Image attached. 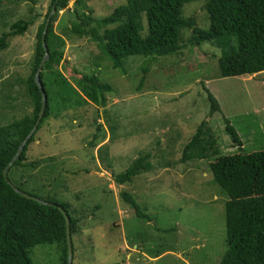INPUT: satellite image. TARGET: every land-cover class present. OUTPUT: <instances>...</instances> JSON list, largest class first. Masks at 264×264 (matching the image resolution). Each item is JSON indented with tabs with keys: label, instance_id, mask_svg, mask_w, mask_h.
I'll use <instances>...</instances> for the list:
<instances>
[{
	"label": "rangeland",
	"instance_id": "374dc122",
	"mask_svg": "<svg viewBox=\"0 0 264 264\" xmlns=\"http://www.w3.org/2000/svg\"><path fill=\"white\" fill-rule=\"evenodd\" d=\"M85 2L90 14L101 18L125 0ZM49 3L35 0V22L0 50V126L32 112L24 81ZM202 3L186 2L182 15H194L197 25L208 29ZM30 6L23 0H0V34L28 17ZM73 6L70 0L52 14L54 32L64 42V57L56 66L60 75L54 77H63L58 82L67 97L53 103L28 145L24 165L11 168L9 178L31 193L68 202L79 218L72 264H216L225 246L227 195L209 163L219 154L264 150V71L220 76V48L189 44L191 31L183 29L178 54L151 61L150 56L129 55L122 73L108 59L98 58L100 49L91 38L70 32V24L78 21ZM92 73L110 84L105 106L92 104L76 88L79 78ZM204 84L219 111L210 113ZM225 119L239 135L242 150L226 133ZM202 120L216 144H207L209 157L182 161L184 146ZM141 156L148 157V171L117 184L115 174ZM122 194L138 203L142 216ZM33 251L36 263L59 264L55 244L37 245Z\"/></svg>",
	"mask_w": 264,
	"mask_h": 264
},
{
	"label": "trees",
	"instance_id": "16d2710c",
	"mask_svg": "<svg viewBox=\"0 0 264 264\" xmlns=\"http://www.w3.org/2000/svg\"><path fill=\"white\" fill-rule=\"evenodd\" d=\"M23 1L31 2L30 15L17 19L10 24L8 31L1 32L0 50L9 46L11 36L24 34L39 16L32 13L35 0ZM69 1L50 0L48 12L38 25L30 72L24 81L33 104L32 112L0 126V264H38L32 258L33 249L45 244H55L59 251V264H67L66 225L59 206L69 216L74 254L72 235L76 232L79 218L73 216L68 202L56 195L31 193L9 178L11 168L24 165L28 145L50 115L53 103L67 97L68 92L61 93L64 87L59 85L58 79L63 77L58 76L56 67L64 57L60 48L64 42L54 32L53 16L45 34L49 57L39 72V81L46 95L45 112L18 158L9 167L7 176L18 189L54 205L22 196L3 177L4 167L34 125L41 107V91L35 81V73L44 55L41 34L46 17L54 3L56 8H65ZM189 1L194 0H125L108 15L94 18L85 0H73V12L78 21L70 24L69 29L76 35L91 38L100 49L98 58L108 59L112 68L122 73L126 71L124 58L129 55L150 56L148 61H151L178 54L183 45V29L191 31L189 44L207 42L220 48L221 56L217 60L220 76L253 75L264 71V0H201L209 20L208 29L200 28L194 15H182L183 5ZM141 70L145 73L147 67L142 66ZM56 73L58 75L54 77ZM76 84L92 104L97 107L106 105L105 93L111 90L108 82L92 73L79 78ZM203 89L210 101V113L219 111L218 101L205 84ZM210 129L206 120L200 122L184 146L182 161L209 157L207 148L216 144ZM225 131L237 149L242 150V141L227 119ZM146 157L136 158L124 171L115 174V182L124 184L148 171L151 164L145 161ZM209 167L216 183L227 195L224 203L225 246L216 264H264V150L219 154ZM122 195L132 204L137 215L142 216L136 201L129 195Z\"/></svg>",
	"mask_w": 264,
	"mask_h": 264
},
{
	"label": "water",
	"instance_id": "95a60500",
	"mask_svg": "<svg viewBox=\"0 0 264 264\" xmlns=\"http://www.w3.org/2000/svg\"><path fill=\"white\" fill-rule=\"evenodd\" d=\"M56 8V4L54 3L52 6H51V10L49 11L48 13V16L46 18V23H45V26H44V29L42 31V34H41V41H42V45H43V49H44V55L40 61V65H39V68L37 69L36 73H35V81L41 91V107H40V110H39V113H38V116L35 120V123L34 125L32 126V128L30 129V131L28 132V134L26 135V137L22 140V142L20 143L16 153L14 154V156L12 157V159L8 162V164L4 167L3 169V177L4 179L6 180L7 183H9L16 192H18L19 194H21L22 196H25L27 198H32L36 201H39L40 203L42 204H46V205H54V203H51V202H48V201H45L39 197H35V196H32L31 194L23 191V190H20L18 189L17 187H15L11 180L8 178L7 176V172H8V169L9 167L13 164L14 160L16 158H18L21 150L23 149L24 145L26 144L27 140L29 139V137L34 133V131L36 130L39 122H40V119L42 118L44 112H45V107H46V95H45V92L43 90V87H42V84L40 83L39 81V72L44 64V62L46 61V59L49 57V53H48V49L46 47V44H45V34H46V30H47V26L50 22V18L54 12ZM59 210L62 212L64 218H65V225H66V242H67V264H72V257H73V250H72V241H71V235H70V229H69V216L68 214L66 213V211L61 207L59 206Z\"/></svg>",
	"mask_w": 264,
	"mask_h": 264
},
{
	"label": "clouds",
	"instance_id": "9594fccd",
	"mask_svg": "<svg viewBox=\"0 0 264 264\" xmlns=\"http://www.w3.org/2000/svg\"><path fill=\"white\" fill-rule=\"evenodd\" d=\"M137 203V202H136ZM131 204V203H130ZM132 205V204H131ZM137 205H138V203H137ZM139 207V206H138ZM140 208V207H139ZM136 212V211H135ZM137 214V213H136Z\"/></svg>",
	"mask_w": 264,
	"mask_h": 264
}]
</instances>
